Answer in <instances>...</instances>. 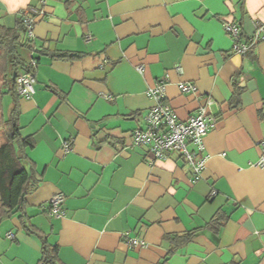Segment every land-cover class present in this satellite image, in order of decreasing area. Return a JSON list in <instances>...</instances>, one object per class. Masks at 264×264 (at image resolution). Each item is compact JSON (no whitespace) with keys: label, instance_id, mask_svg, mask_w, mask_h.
Listing matches in <instances>:
<instances>
[{"label":"crops","instance_id":"obj_1","mask_svg":"<svg viewBox=\"0 0 264 264\" xmlns=\"http://www.w3.org/2000/svg\"><path fill=\"white\" fill-rule=\"evenodd\" d=\"M29 7L41 12L35 50L18 51L36 60L35 92L18 98V123L35 141L25 153L40 180L0 220V264H37L43 239L55 264H264V167L250 165L264 140V40L241 54L224 30L237 22L246 42L264 0H0V22L14 28ZM164 74L178 120L212 102L196 180L179 153L150 164L131 143L154 103L145 91ZM0 91L7 118L12 97ZM57 193L62 217L43 209ZM218 212L221 224L208 225ZM125 233L147 246L128 248Z\"/></svg>","mask_w":264,"mask_h":264},{"label":"built area","instance_id":"obj_2","mask_svg":"<svg viewBox=\"0 0 264 264\" xmlns=\"http://www.w3.org/2000/svg\"><path fill=\"white\" fill-rule=\"evenodd\" d=\"M40 13L35 7H29L27 11L19 12L26 38H33L36 16ZM224 30L232 38L234 50L241 54L247 52L259 41L264 40V23L255 24L254 31L246 42L238 41L239 24L237 22L224 23ZM136 69L141 71L143 67L139 65L136 66ZM174 69L179 75L183 74V68L179 64H176ZM168 81V75L164 74L146 89L145 95L154 103L144 117L145 127L132 130L131 143L133 146H139L145 150V156L150 164L167 158L171 153H179L189 167L192 180H196L200 178L209 157L204 153L203 138L216 122L214 118L208 117V107L212 102L209 97H204V105L199 106L197 113L189 115L184 120H178L167 101L165 87ZM34 85V73H23L16 77V90L20 96L31 97L35 92ZM177 86L183 94H199L197 86L192 82L179 81ZM104 97L110 98L108 95ZM257 144L260 154L257 160L250 165L261 168L264 167V140H259ZM63 149L65 151L70 149L68 142L63 143ZM213 194L215 191L210 192V195ZM64 200L63 194H54L45 202L43 209L50 216L62 217L65 213ZM8 236L13 238L14 235L10 232ZM123 237L128 248L147 246L141 238L129 236L127 233Z\"/></svg>","mask_w":264,"mask_h":264},{"label":"trees","instance_id":"obj_3","mask_svg":"<svg viewBox=\"0 0 264 264\" xmlns=\"http://www.w3.org/2000/svg\"><path fill=\"white\" fill-rule=\"evenodd\" d=\"M20 48L31 52L35 50L33 38L25 37L21 16L12 29L6 28L0 22V83L12 97L10 112L8 117L4 118L2 114L4 92L0 91V132L4 136V142L0 143V220L22 209L25 195L32 191L40 180L36 176L33 163L25 153L27 148H33L35 141L32 136L21 137L19 132L20 95L16 90V77L23 73H34L36 60L35 58L31 61L25 60L18 51ZM53 56L66 59L76 57L70 54ZM221 220V214L218 212L207 224L220 225ZM193 233L184 234L181 242L188 241ZM56 259L57 247L43 239L41 257L37 264H55Z\"/></svg>","mask_w":264,"mask_h":264}]
</instances>
